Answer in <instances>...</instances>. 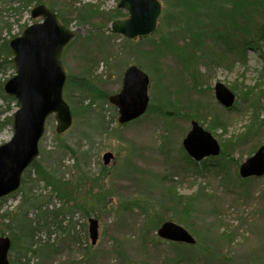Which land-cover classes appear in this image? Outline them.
Returning <instances> with one entry per match:
<instances>
[{
  "label": "rangeland",
  "instance_id": "obj_1",
  "mask_svg": "<svg viewBox=\"0 0 264 264\" xmlns=\"http://www.w3.org/2000/svg\"><path fill=\"white\" fill-rule=\"evenodd\" d=\"M158 1L156 30L134 40L111 32L112 23L125 20L113 18L120 0L34 3L33 8L38 3L51 8L76 33L61 56L73 125L58 135L55 116L48 119L38 162L46 165L59 147L74 152L65 150L58 158L60 185L42 182L35 194L26 185L6 199L0 236H9L11 225L2 214L14 219L24 202L39 195L73 215L62 228L37 216L44 228L35 236L36 246L27 251L24 241H17L9 254L12 264H264V177L239 176L240 166L264 144V44L240 47L242 54L236 55L208 36L203 45L192 46L190 36L203 29L207 10L225 0ZM30 16L25 12L9 40L21 35L23 24L41 21ZM130 66L149 76V107L138 120L120 125L109 97L120 93ZM14 72L1 73L0 84ZM217 83L235 94L232 109L217 101ZM255 96L257 110L251 105ZM11 106L8 115L16 110ZM5 107L0 100V109ZM192 121L219 142V156L199 163L188 157L182 143ZM12 135L13 125L4 128L0 146ZM108 152L114 160L105 166ZM90 218L99 223L95 245ZM163 222L185 228L197 245L159 239Z\"/></svg>",
  "mask_w": 264,
  "mask_h": 264
},
{
  "label": "water",
  "instance_id": "obj_2",
  "mask_svg": "<svg viewBox=\"0 0 264 264\" xmlns=\"http://www.w3.org/2000/svg\"><path fill=\"white\" fill-rule=\"evenodd\" d=\"M118 8L127 11L129 18L114 22L111 31L130 40L152 34L162 11L158 0H121ZM31 18H42L43 21L30 25L9 43L16 74L6 81L3 89L16 99L17 110L13 115V136L0 146V199L19 190L23 173L39 157V142L45 133L47 118L55 115L59 135L73 124L71 108L63 97L66 74L61 55L75 32L61 25L57 15L44 5L35 7ZM149 82L148 75L138 67L131 66L126 70L121 92L109 99L118 109L120 125L146 113ZM215 97L226 109H231L236 99L222 83L215 85ZM183 147L197 163L221 152L219 142L195 121L191 123ZM113 158L112 153H106L104 164L109 165ZM239 174L242 179L264 177V145L241 165ZM159 235L172 242L195 243L185 228L173 223L164 224ZM89 236L95 245L99 238V223L94 218L89 219ZM10 247V239L1 237L0 264H10Z\"/></svg>",
  "mask_w": 264,
  "mask_h": 264
},
{
  "label": "trees",
  "instance_id": "obj_3",
  "mask_svg": "<svg viewBox=\"0 0 264 264\" xmlns=\"http://www.w3.org/2000/svg\"><path fill=\"white\" fill-rule=\"evenodd\" d=\"M34 3H36V0H0V74H6L11 70L15 71L13 53L9 46L8 37L11 36L14 26L23 20L25 12H29V10L31 11ZM211 6H213L212 2ZM215 8V10H212V7H210L207 10L209 12L206 14L205 22L202 24L203 29L190 36L192 46L203 45L206 36H208L207 39H210V41L214 43L218 42L223 44L226 49L236 55L238 52L242 54L239 50L240 47L246 48L252 47L253 45L259 46L264 44V0H225L222 4L216 2ZM127 17L128 15L126 12L117 9L113 18ZM61 23L67 26L64 22L61 21ZM27 26L28 24H23L20 27L21 31ZM171 47L175 49L174 45H171ZM187 50L189 51L190 49ZM190 56L193 60L192 55ZM82 91L85 93V90ZM254 99H256V101H252L251 105L257 110L260 99L256 96ZM0 100L4 101L6 106L4 109H0L1 132L7 126L12 125V115L8 114L13 111L12 104L16 107L15 99L4 93L2 84H0ZM252 119L253 128H255L256 120H254L255 118ZM221 124L220 121L219 125ZM65 150L74 152L69 147L66 149L59 147L56 152H50L51 155L53 152L55 153L52 156L50 155L51 160L47 161L46 165L44 162L41 163L36 160L26 171L22 179V186L18 193L22 192L26 185L30 186V192L32 194L38 193L35 185L42 182L50 188L54 187V185L56 187L57 185H60L61 178L63 177V166L59 165L57 167V162L61 161L58 160V158L64 156ZM57 190L59 191V189ZM15 195L16 194L12 196ZM6 199L7 198H4L0 201V212L2 211V204ZM46 200V196L43 197L42 195H39L33 203L28 204L27 201L24 202L25 205L23 204L20 207V210H18V214L14 219L10 217V213L8 212L2 214V219H8L11 224L9 226L7 225V229H9L8 237L12 243L11 250L15 248L16 242L20 239L26 244L27 251L36 246L35 236L44 228L41 227L39 218L49 221L52 225H57V228H62V223L64 221H68L69 223L72 222V213H61L63 209H55L53 207V202ZM31 210H34V212L40 211L41 214L36 215V218H32L33 213H31ZM60 215H63V219L58 221ZM37 216L39 221L37 220Z\"/></svg>",
  "mask_w": 264,
  "mask_h": 264
}]
</instances>
